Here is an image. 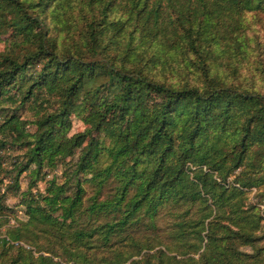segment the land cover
Here are the masks:
<instances>
[{
	"label": "trees",
	"instance_id": "obj_1",
	"mask_svg": "<svg viewBox=\"0 0 264 264\" xmlns=\"http://www.w3.org/2000/svg\"><path fill=\"white\" fill-rule=\"evenodd\" d=\"M249 12L264 0H0V35L16 39L0 53V103L45 89L55 104L0 124V150L24 151L11 188L31 177L0 264H264V216L248 200L264 170ZM73 156L71 188L52 178L32 193Z\"/></svg>",
	"mask_w": 264,
	"mask_h": 264
},
{
	"label": "rangeland",
	"instance_id": "obj_2",
	"mask_svg": "<svg viewBox=\"0 0 264 264\" xmlns=\"http://www.w3.org/2000/svg\"><path fill=\"white\" fill-rule=\"evenodd\" d=\"M49 17L47 18L48 21ZM246 31L248 32L251 41L250 44L253 48V52L249 58V64L243 69L256 73L257 83L259 84V88L264 92V14L258 12H249L246 15ZM51 37L55 35L53 29L50 31ZM16 39L11 33L10 29H5L2 31L0 35V53L5 52L13 43H15ZM39 67V64L36 63L33 66V69ZM32 68L26 70L24 72L25 78H29L32 74ZM261 71V74H258ZM16 92V88H10L9 94H13ZM55 107L52 98L50 95H47L45 89H39L33 93V96L29 101L25 102L24 105H19V95L15 94L13 103L9 102L0 103V124L3 120L4 114L7 112L10 113L13 110L15 114L19 116L22 120L31 121L33 120L37 114L41 112ZM86 114L75 115L71 114L69 117L70 120V131L69 135L83 131L87 126L85 122ZM25 130L29 132L34 131V127L32 124H27ZM4 135L0 132V141L3 140ZM23 149L17 148L15 146L7 145L4 149L0 150V194L4 193V197L1 200V204L3 206L2 215L3 218L7 221H2L0 224V236H4V233L7 227L16 222V220L26 219L24 214V206L20 203L21 193L27 190V187L30 182V174L29 171L23 173L19 179V189L17 191L11 188V184L13 182V176L15 171L13 166L15 162L22 160ZM76 159V156L67 158L64 162L59 164V166L53 170L43 169V172L39 175L38 179L35 181V184L31 188L32 193L39 192L44 193V189L46 187V182L52 178L56 180V182L62 183L66 182L71 186L73 183V179L70 177L71 171L73 170V164ZM33 166L31 167V169ZM12 172L8 173V171L12 170ZM86 178L83 177L81 179L82 186L85 188V202L86 198L93 194V186L87 181ZM257 178L263 180L261 184L253 186L248 191V200L252 203H257V207L262 216H264V170L257 174ZM231 181L235 179V175H231L229 177ZM71 188V187H70ZM71 190H68V193ZM263 194L262 197L257 196L256 194ZM3 219V220H4ZM160 233V232H159ZM145 236L141 237L144 239ZM264 244V241H262ZM12 255V252H9L8 255H0V263L4 260H7L9 256ZM70 264V263H64Z\"/></svg>",
	"mask_w": 264,
	"mask_h": 264
}]
</instances>
